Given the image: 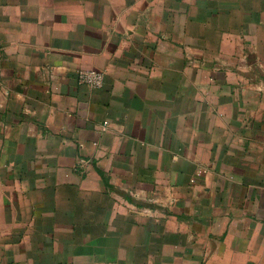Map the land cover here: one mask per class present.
Instances as JSON below:
<instances>
[{"label": "crops", "instance_id": "1", "mask_svg": "<svg viewBox=\"0 0 264 264\" xmlns=\"http://www.w3.org/2000/svg\"><path fill=\"white\" fill-rule=\"evenodd\" d=\"M0 264H264V0H0Z\"/></svg>", "mask_w": 264, "mask_h": 264}, {"label": "built area", "instance_id": "2", "mask_svg": "<svg viewBox=\"0 0 264 264\" xmlns=\"http://www.w3.org/2000/svg\"><path fill=\"white\" fill-rule=\"evenodd\" d=\"M77 79L80 85L88 86L93 89H102L105 83V75L94 69L78 71ZM198 175H201V172H199Z\"/></svg>", "mask_w": 264, "mask_h": 264}]
</instances>
